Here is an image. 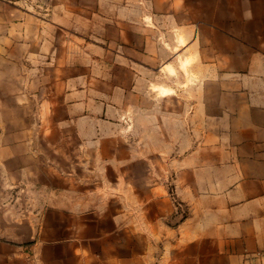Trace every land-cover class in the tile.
Listing matches in <instances>:
<instances>
[{
    "label": "rangeland",
    "instance_id": "1",
    "mask_svg": "<svg viewBox=\"0 0 264 264\" xmlns=\"http://www.w3.org/2000/svg\"><path fill=\"white\" fill-rule=\"evenodd\" d=\"M232 5L0 0V151L44 145L35 154L43 178L57 184L47 191L68 190L64 182L83 161L95 186L135 175L142 192L158 186L179 207L173 160L182 143L207 142L183 113L196 111L213 81L224 87L230 75L252 71L253 54L262 51L264 0ZM47 87L57 94L51 104ZM86 144L88 151L77 148ZM4 172L0 167V238L32 245L43 213L60 200L32 198V185L19 182L22 168L10 171V184Z\"/></svg>",
    "mask_w": 264,
    "mask_h": 264
},
{
    "label": "crops",
    "instance_id": "2",
    "mask_svg": "<svg viewBox=\"0 0 264 264\" xmlns=\"http://www.w3.org/2000/svg\"><path fill=\"white\" fill-rule=\"evenodd\" d=\"M256 45L262 51L253 54L252 71L230 75L224 87L213 81L196 111L182 115L207 140L182 143L173 160L182 206L158 186L142 192L135 175L95 186L83 161L64 182L68 190L47 191L57 184L43 178L35 153L44 145L0 151L7 184L14 182L10 171L22 168L19 182L32 185V198L60 200L43 213L32 245L0 238V264H264V42ZM47 88L51 104L57 94Z\"/></svg>",
    "mask_w": 264,
    "mask_h": 264
}]
</instances>
